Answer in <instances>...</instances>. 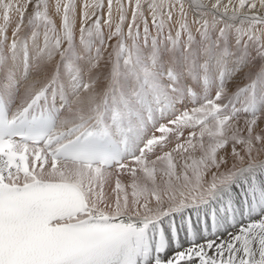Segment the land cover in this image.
Segmentation results:
<instances>
[{"label":"snow or ice","instance_id":"obj_1","mask_svg":"<svg viewBox=\"0 0 264 264\" xmlns=\"http://www.w3.org/2000/svg\"><path fill=\"white\" fill-rule=\"evenodd\" d=\"M0 264H264V0H0Z\"/></svg>","mask_w":264,"mask_h":264}]
</instances>
